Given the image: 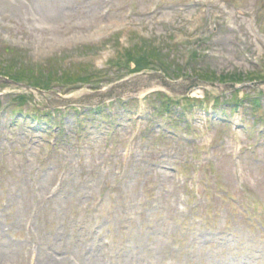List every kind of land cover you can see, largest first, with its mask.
<instances>
[{"label": "rangeland", "instance_id": "374dc122", "mask_svg": "<svg viewBox=\"0 0 264 264\" xmlns=\"http://www.w3.org/2000/svg\"><path fill=\"white\" fill-rule=\"evenodd\" d=\"M0 72V264H264V0H0Z\"/></svg>", "mask_w": 264, "mask_h": 264}, {"label": "trees", "instance_id": "16d2710c", "mask_svg": "<svg viewBox=\"0 0 264 264\" xmlns=\"http://www.w3.org/2000/svg\"><path fill=\"white\" fill-rule=\"evenodd\" d=\"M142 59V58H141ZM132 61H134L136 64H135V66H136V70L137 71H140V70H142L144 67H146L145 65H147V64H145V60L144 59H142V60H139V61H135L134 59H132ZM148 66H150V65H148ZM166 69V68H165ZM200 73V74H199ZM199 73H197L196 74V76L198 77V78H200V79H203V80H207V81H209V80H218V82H224V81H234L235 80V76L233 75H226L225 77H224V75H221V76H219V77H216V76H214L213 74H210V73H201V72H199ZM4 75H6L7 77H8V74H4ZM166 75H168L167 74V72H166ZM10 77H12L11 79H14V81L16 80V81H23V82H27L28 84H30V85H32V86H34V87H38V88H40V89H42V87L41 86H39L38 84H34V83H32L33 81L32 80H30L29 79V81H25L24 79H20V78H17V76L15 75V73H10ZM10 77H8V78H10ZM17 78V79H16ZM215 78V79H214ZM239 79V78H238ZM236 80H237V78H236ZM43 81H45V80H43Z\"/></svg>", "mask_w": 264, "mask_h": 264}, {"label": "water", "instance_id": "95a60500", "mask_svg": "<svg viewBox=\"0 0 264 264\" xmlns=\"http://www.w3.org/2000/svg\"><path fill=\"white\" fill-rule=\"evenodd\" d=\"M161 80L163 82V84L165 86H169V82H167L164 78L161 77ZM197 84H194V86H198V85H205V86H210V87H213L215 89H217L218 91H225V90H234L236 88H239L241 85H235L233 83H229V84H224V85H220V84H214V83H205V82H200V81H197L196 82ZM263 83V82H262ZM261 83H255L254 85H260ZM19 87H24L26 88L25 86L23 85H18ZM191 86H189L188 88H190Z\"/></svg>", "mask_w": 264, "mask_h": 264}, {"label": "bare ground", "instance_id": "6f19581e", "mask_svg": "<svg viewBox=\"0 0 264 264\" xmlns=\"http://www.w3.org/2000/svg\"><path fill=\"white\" fill-rule=\"evenodd\" d=\"M155 87V86H154Z\"/></svg>", "mask_w": 264, "mask_h": 264}]
</instances>
